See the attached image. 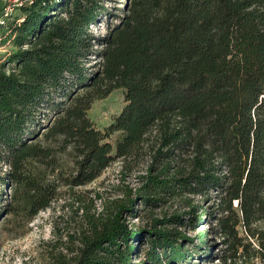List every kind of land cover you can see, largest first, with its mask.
Listing matches in <instances>:
<instances>
[{
	"label": "trees",
	"instance_id": "trees-1",
	"mask_svg": "<svg viewBox=\"0 0 264 264\" xmlns=\"http://www.w3.org/2000/svg\"><path fill=\"white\" fill-rule=\"evenodd\" d=\"M109 1L32 0L0 31L13 48L0 62V220L13 212L8 184L33 218L58 181L87 186L120 161L124 179L144 166L139 186L69 264H132L139 242L143 264H190L210 256L211 233L219 264H264V0ZM118 89L125 107L100 130L88 113Z\"/></svg>",
	"mask_w": 264,
	"mask_h": 264
},
{
	"label": "rangeland",
	"instance_id": "rangeland-1",
	"mask_svg": "<svg viewBox=\"0 0 264 264\" xmlns=\"http://www.w3.org/2000/svg\"><path fill=\"white\" fill-rule=\"evenodd\" d=\"M127 0H110L109 7H123ZM5 0H0V5ZM19 14V12H17ZM111 22V19H110ZM117 22V19H112ZM108 30V20L103 19L100 24L92 27L96 36H103ZM0 47V62L3 56L11 52V46H5L2 41ZM94 62V61H93ZM125 107V92L122 89L114 91L108 98L97 101L89 111V118L95 126L104 130L108 127ZM118 136H113L114 144ZM63 177L68 176L73 169V159L63 155L59 160ZM144 170L122 176V163L114 162L95 182L74 189L58 181L59 190L51 207L31 217L25 204L26 195L22 190L16 191L15 185L8 184L6 188L7 203L12 213L0 220V264H69L79 253L83 236L89 234L90 228L97 224L102 216L110 209L115 201L124 199L128 190H135L139 186L138 176ZM16 192L17 195H16ZM174 209L168 208L167 212ZM160 210L141 212L139 218H129L134 228H144L151 223L154 215L159 216ZM209 230V225L203 224L193 229L187 227L182 232L195 238L200 232ZM210 256L193 257L190 264H219L218 254L223 245L219 236L214 233L207 238ZM147 244L140 242L132 257V264H143ZM256 264H261L259 261Z\"/></svg>",
	"mask_w": 264,
	"mask_h": 264
},
{
	"label": "built area",
	"instance_id": "built-area-1",
	"mask_svg": "<svg viewBox=\"0 0 264 264\" xmlns=\"http://www.w3.org/2000/svg\"><path fill=\"white\" fill-rule=\"evenodd\" d=\"M32 0H5L3 7L0 9V31L3 30L11 18L19 11V9ZM0 37V42H1Z\"/></svg>",
	"mask_w": 264,
	"mask_h": 264
}]
</instances>
